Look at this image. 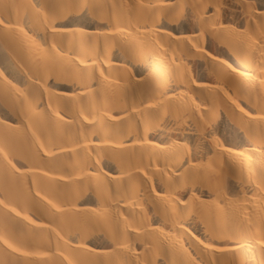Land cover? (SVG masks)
Listing matches in <instances>:
<instances>
[{
	"label": "bare ground",
	"instance_id": "1",
	"mask_svg": "<svg viewBox=\"0 0 264 264\" xmlns=\"http://www.w3.org/2000/svg\"><path fill=\"white\" fill-rule=\"evenodd\" d=\"M0 264H264V0H0Z\"/></svg>",
	"mask_w": 264,
	"mask_h": 264
}]
</instances>
